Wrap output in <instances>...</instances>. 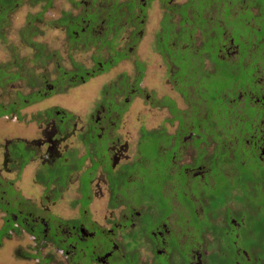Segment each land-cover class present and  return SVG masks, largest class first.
<instances>
[{"label":"flooded vegetation","instance_id":"1","mask_svg":"<svg viewBox=\"0 0 264 264\" xmlns=\"http://www.w3.org/2000/svg\"><path fill=\"white\" fill-rule=\"evenodd\" d=\"M89 1L74 2L70 0L72 11L68 12L69 19L64 24L58 25L65 34L68 52L92 51L93 53H91L90 59L92 57L94 62L89 68H82L75 64L76 62L69 55V60L75 68L72 72L62 71L61 76L63 74L64 77H67L68 74L72 76L74 83L71 85L76 82L85 83L90 78L106 73L136 52L138 43L144 37L147 28L146 12L154 0H127L122 3H117L119 0H112L113 3L108 4H102L103 0H99V4L95 0L91 2L92 4ZM173 1L168 0V4L164 6L165 13L161 19L160 29L155 34V50L159 52L165 65L166 74L171 79L167 82L180 93L185 101L190 100V107L188 111L179 109L175 99L170 96H163L159 100H155V109L159 112L166 110L168 114V117L162 121L164 125L160 126L159 133H151L161 138L156 144L160 151L159 156L169 159L163 170L166 172V176L162 184L160 205L157 206L159 209L143 203L146 201L141 202L142 200L138 197H135L140 199L138 202L132 198L128 199L125 193L129 191V188L126 190L122 188L125 184L132 183L138 175L137 172H134L137 162L148 159L143 156L142 151H138V156L132 159L134 161L129 162L127 155L129 146L127 142H120L119 136L115 134L132 97L143 98L146 96L147 101L151 100L150 94L146 95L148 92L141 85L145 76L146 64L140 59H135L137 74L133 78V82L130 83L129 78L121 74L118 78L120 86H109L106 89L104 92L107 93L106 98L96 106V111L94 110L90 114L87 124L81 126L80 129H77L79 121L73 119L74 116L65 110L51 111L53 109H47L42 114L44 117L37 118V122L40 124L41 138L35 141L38 143L39 150L43 147L45 150L44 155L40 157V168L45 170V175L42 174V177L46 179L48 171L53 170L51 173L54 178L49 184L53 187L54 194L57 195L54 200L63 198L62 192L68 189V184L78 183L77 198L71 203L73 208H78V217L73 220H63L61 218H34L35 214L33 213L26 216L18 211V201L16 200L13 213H9L11 227L17 231L18 225H20L22 232L28 234L35 249V259L39 252L38 247L42 243L40 238L48 237L51 243L56 246L57 255L63 257L65 262L62 264H79V261H74V257L80 252L81 257L84 258L87 255L86 251L90 257L89 264H216L212 257L221 244H225L226 249H229L230 245L234 246V264H258L257 258H251L252 256H249L247 251L236 247L240 240V230L246 224L245 219L251 217L249 219L250 226L255 219L253 210L250 209L247 214L243 213L241 205L234 197V200L223 199L222 204L219 202L220 207H215V213L210 215L212 212L208 211L209 213L206 214L203 209L205 203L203 187L206 186L207 190L219 191L220 186L216 185L219 179L224 181L227 178L228 180L232 178L236 182L238 179L236 186H239L241 182L248 185L251 181V175L248 180L242 176L245 173L238 174L237 178L236 175H229V168L220 169L216 165L218 163L215 161L220 160L217 153L219 154L221 148L226 146L225 142L227 146L234 143L239 147L253 148L257 160H252L249 164L242 163L243 167L250 166L249 171L252 174L264 171V0L260 2L258 0H232V2L191 0L190 4L186 3L181 8L173 5ZM114 4L118 5L122 11L120 17L114 13ZM212 5L216 7L217 17H211L205 12L206 7ZM137 6L140 15L135 13ZM224 7H227V13H225ZM175 11L177 12L174 13ZM177 13H179L180 19L179 28L176 30L175 27L178 23H174V17ZM188 14H190L189 18ZM241 14H244L245 17H239ZM256 15L261 17L255 21ZM186 17L188 19L185 23ZM34 18L40 20L38 17L34 16ZM185 26L187 27L186 35L183 29ZM234 31L236 37L233 36ZM196 41L199 42L197 48L194 47ZM241 45H244L243 49ZM30 47L42 50L43 58L40 63L50 59L51 54H46L47 48L44 44L31 42ZM102 52H105L106 56H103ZM37 53L35 52L34 56ZM221 62L223 66L234 65L235 62L244 63L247 67L245 70L247 76L246 83L243 85H239L240 81H236L232 86L230 84L222 86L220 89L217 88L214 99H208L205 89L200 94L203 91L202 86L197 85L196 100L198 103L205 102L206 107L208 105V109L211 111L212 100H222L224 103L220 105L221 108H215L216 113L233 116L232 122L235 120L233 125L235 129L231 127V131L226 133L222 128L216 137L213 135L216 140L212 141L209 135V126L194 123L196 122L195 118H204L207 112L199 115V110L192 103L190 88L194 87L192 84H197L198 80L195 78L200 77L201 74H214ZM10 66L14 72H9ZM13 66H17L16 62L0 65V85L12 79L26 80L21 76L23 70L21 69V73H18L19 70L17 71V68ZM228 74L232 75L229 71ZM27 76L29 77L26 81L31 82L32 86L35 85L34 89L31 86L30 91L24 95L18 92L17 86L12 85V89L16 88L17 92L9 103L0 102V118L16 124L20 121L21 109L31 103L32 97L36 96V101L40 102L42 99H47L45 94L54 91L55 88L49 86L46 78H34L33 74ZM58 78L61 77L58 76ZM40 82L42 88L36 85ZM182 83L185 85L180 88ZM45 88H48L47 93H44ZM34 91L36 94H33ZM109 94L114 99L123 96L122 104L115 103L111 97L108 98ZM4 97L0 96V99ZM208 102L210 103L208 104ZM99 109L103 116H99L101 113L98 111ZM240 110L248 115L243 123L239 117ZM114 115L116 116L114 117ZM241 123L248 126L243 127ZM238 124L241 127H238ZM16 125H11L8 128L10 134H15V136H17ZM166 125L172 126L171 130L174 131L170 133ZM141 131L142 136H140L139 143L142 144L144 134L148 135L149 133L146 128H142ZM70 138H75L81 144L83 149L81 155L78 153V148L69 149L66 146L65 143ZM35 141L29 143L26 138L16 137L9 146L4 143L2 149L5 160L22 168L27 161H32L37 157L33 150ZM188 144L191 149L197 151V154L192 163L179 165L180 158ZM189 154H191L190 151ZM18 158L25 161L19 162V164L16 162ZM120 162L123 164L121 165ZM62 170H66L68 173H65V176H59ZM175 174L181 176L182 180L184 178L182 184L179 180L171 181ZM167 175L172 179L168 180ZM82 177H85L83 181ZM210 179L213 184L208 182ZM168 182L169 184L173 182L178 187L173 188L172 185V188L167 189L165 187ZM101 183L106 186L104 190H101ZM49 184L47 183V185ZM193 185L195 189L185 188ZM6 188L12 191L11 194L14 192L11 185H7ZM178 191L187 198L189 197V200L194 201L191 204L193 205L192 213L195 216L193 222L188 209L190 201L187 199L189 204L184 205L178 203L176 200ZM105 192L109 197V208L107 215L102 220L103 223H100L92 217L89 218L87 213L93 196L103 197ZM223 193L224 188L217 195L222 196ZM228 193L231 196H236L240 192L238 189H232ZM163 194L169 198L170 203L162 200ZM51 195L54 197L49 187H44L42 197L48 201ZM229 202L232 203L229 204ZM42 206L45 205L42 204ZM25 207L33 208L31 203L25 204ZM44 210L48 211V208ZM206 215H208V220ZM222 217L223 221H221ZM199 222L205 228L204 230H201ZM27 224L30 227H27ZM217 226L227 227L223 233L226 237L232 236L231 242H228L224 236H214L209 230L217 228ZM196 233L199 234V239H197ZM209 235L213 236L215 251H212L213 247L210 248L211 241L207 238ZM215 239L217 240L215 241ZM145 242L150 245V249L145 252L148 260L142 258L145 255L136 246L134 253L124 252V248L128 245L138 244L141 246ZM251 246L253 243L250 242L249 247ZM219 264L223 263L219 261Z\"/></svg>","mask_w":264,"mask_h":264},{"label":"rangeland","instance_id":"2","mask_svg":"<svg viewBox=\"0 0 264 264\" xmlns=\"http://www.w3.org/2000/svg\"><path fill=\"white\" fill-rule=\"evenodd\" d=\"M15 1L13 2L14 8L5 12V19L1 24L0 34H2L3 37H0V65L4 66L11 64L12 61L16 62L17 66L13 67H16L17 71L22 69L23 71L21 76L25 77L26 80L29 77L27 76L28 74H33L34 78H46V82L49 84V86H53L55 89L54 91L47 93L46 91L48 88H45L44 93H47L45 94L47 99H42L40 102L31 100V103L27 107L22 108L20 111L21 118L20 121L16 122L17 125L5 120L4 118H0V231H2L4 227H6L5 229L7 230V232L3 234V237L1 236L0 264H62L65 262L63 257H59L57 255L55 251L56 246L51 243V240L48 239V237L45 239L40 238V242L42 243L39 245L40 247H38L39 252L37 253V259H35V249L28 234L22 232L20 225H18L19 227L17 228V231L13 230L14 228L11 227L12 222L7 220L10 216L9 213H13L16 200L18 201V211H20L21 214H25L26 216L29 215V213H33L35 214V216H33L34 218H61L63 220H73L78 217V208H73L71 205L72 201H75L77 198L76 189L78 190V183L72 182L71 184H68V189L65 188L68 191L64 190L62 192L63 198L61 200H54L57 195L56 193L54 194L53 187H51L50 184L47 185L45 183L46 180L44 181V177H42V174H44L45 170L40 168V157L44 155L45 150L44 147L39 150L37 146L38 143L35 141L40 140L39 138H41L39 129L40 124H38L37 118L44 117L42 114L47 109H53V111L65 110L74 116L73 119L79 121V124H77V129H80L81 126L87 124L90 114H92L94 110L96 111V106L106 98L107 93H104L106 89L109 86H120L118 84V78L121 74L127 76L130 80V83L133 82V78H135L137 74L134 60L140 59L141 61L145 62L146 71L141 85L147 90L148 93L146 95L150 94L151 100L147 101L146 96L143 98L132 97L130 100V105L121 117V121L119 122L118 128H116L115 134L119 136L120 142H127L129 146L127 153L129 162L134 161L132 159L135 156H138V151H142L143 156H148V159L143 160L142 162H137L135 165L134 172H137L138 175L134 178L133 182L122 186L123 190L129 188V191H126L125 194L127 195L125 196H127L128 199L132 198V200L136 202L141 199V202L146 201L143 203L149 204L150 206L159 209L157 206L160 205V194L163 189L162 184L163 181H165V178L162 177L165 175L163 170L168 164L169 159L159 156L157 150L158 145L156 146V144L161 138L154 136L151 133H159L160 126L164 125L162 121L168 117V114L166 110L159 112V110L155 109V100H159V98L163 96H170V98L175 99L177 107L184 111L189 110L190 100L185 101L180 93L175 91L172 85L167 82L170 77L166 74L164 67L165 65L163 64V60L159 52L155 50V34L160 29L161 19L165 13L164 6L165 4H168V0H163V2H161V0H154L151 3L150 9H148L146 12L147 28L145 35L138 43L136 52L132 53L129 59L118 63L115 67L108 70L104 74L86 80L85 83L79 84L76 82L74 85H71L74 83V78L72 76H61L60 72L62 69L64 72H72L74 70L75 67L71 64L69 55L72 56L73 60L76 62L75 64L82 66V68L91 67L94 61L92 60V57L90 59L92 51L75 53L72 51L68 52L67 45L65 44V34L63 30H61L56 24L62 14L68 13L70 10L72 11V3L70 0H53L52 8H49L43 13L41 12L43 2L34 4L31 3L30 0H20L19 3H15ZM73 1L77 2L80 0ZM95 1L97 4H99V0ZM125 1L127 0H119L117 3H122ZM227 1L232 2V0H225V2ZM258 1L260 2L261 0ZM89 2L92 4L91 2H93V0H90ZM186 3L190 4L191 0L173 1V5L177 6L178 8H181ZM89 7L92 8L90 5ZM224 9L225 13H227V7H224ZM176 12L177 11L174 13ZM205 12L211 15V17H217L216 7L214 5L211 7L207 6ZM261 12L262 11L260 10V13ZM135 13L140 15L138 6L135 9ZM36 15H41L40 20L34 18ZM189 15L190 14H188V18ZM239 17L243 18L245 15L241 14ZM260 17V15H256L255 21L259 20ZM179 19L180 15L177 13L174 17V23H178L175 27L176 30L179 28ZM235 31L233 32L234 37L237 36ZM30 34L32 35L30 36ZM31 42H40L41 44L45 45L47 48L46 54H51L50 59H46L47 62L40 63L34 59V54L35 52L37 53V50L30 47ZM198 45L199 42L196 41L194 43V47L197 48ZM241 48L243 49L244 45H241ZM101 54L106 56L105 52H102ZM246 68L247 67L244 63L235 62L234 65L226 64L223 66V63L221 62L220 66L218 65V70L214 74L210 75L207 73L201 74L198 78L196 77L195 79H197L198 82H196L197 84H192L194 87L190 88V92L192 95L191 98L193 99L192 103L196 106V109L199 110V115L206 114L205 112H208L209 109L208 105L206 107L205 102L198 103L196 100L198 95L196 93L198 92L196 90L198 88L197 85L199 84V86H202V90H206V96L208 99H214L213 97L216 96L215 92L217 91L215 90L217 88L220 89L222 86H229L230 84L232 86L236 81H240L238 82L239 85L245 84L246 77L244 79V76L246 75ZM228 71L231 72L232 75L228 74ZM9 72H14L12 66H10ZM58 76L61 78H58ZM26 80L18 81L12 79L3 85H0V96H5L4 98L0 99V102H3V104L10 102L11 98L17 92L16 88L14 90L12 89L13 86H17L18 92L26 95L30 91L29 81ZM16 83H18V85H16ZM185 83H182L180 88L184 87ZM36 85L39 88H42L41 82ZM193 91H195V93H193ZM202 92H204V90L201 91L200 94H202ZM110 97L111 95L109 94L108 98ZM114 100L115 103L122 104L123 96H119V98ZM209 103L210 102H208V104ZM98 111L101 112L99 116H103L102 111L100 109ZM239 115V117L242 119V122L248 117L247 114L243 113V110L239 111ZM115 116L116 115H114V117ZM230 119H233V116H231ZM230 124L231 122H229L226 126L229 128L231 127ZM11 125H16L15 133L17 136H15V134H10L11 132L8 130V128H10ZM166 127L170 133L174 131L171 130L172 126L166 125ZM142 128H146V131L149 134H144L141 144L139 142L140 136H142ZM16 137H21L22 139L26 138L27 142L29 143L31 141H35L33 144V150H35L34 153L38 158L36 157L32 161H27L22 168H19V165L10 164L9 161L7 162V160H5V156H3L4 150L2 147L4 143L9 146L10 142ZM138 143L140 145L139 149ZM65 144L69 147V149L72 147L78 148L77 150L80 155L83 153L81 144L78 143L75 138H70ZM189 151L191 154H189ZM196 154L197 151L191 149L188 144L187 148H185V152H183V155L180 158L179 165L192 163ZM22 161L24 162L25 160L18 158L16 162L19 163ZM120 164L122 165L123 162H120ZM229 169L230 170L228 173L231 176L236 175L238 178L237 175L241 174L240 168L239 171L237 168ZM246 169L250 170V166H247ZM247 170L243 169L245 173H248ZM255 175L257 179H259V175L256 173ZM84 178L85 177H82V181ZM261 178L264 179L263 173ZM178 180L182 184L184 178L182 180L181 176L175 174L174 179L171 181L177 182ZM173 182L172 184H169L168 182V185L165 188L170 189L172 188V185L173 188H177L178 186ZM208 182L213 184L211 179L208 180ZM237 183L238 179L236 182V180L232 178L231 180H228L227 178V180L224 181L219 179L216 185L220 186V191L224 187L232 188V186L236 185ZM7 185L12 186L14 190L12 194V191L6 188ZM44 187H49L51 193L54 195V197L51 195V198L48 201L42 197L44 195ZM105 187L106 186L101 183V190H104ZM185 188L195 189V186L193 185ZM203 190L205 191V203L203 204V209L205 210L206 214L209 213L208 211H211L212 213L210 215H212L215 213V207H220L219 202L222 204L224 201L220 200L219 196L217 195L219 191H211V189L207 190L206 186L203 187ZM254 191L255 195L252 197L250 195V197H248L245 206L248 209H250V207L255 209L253 211L255 219L251 226L249 218L247 220L245 219L246 224L240 230V240L238 241L236 247L240 250L247 251L249 256L257 258L258 264H264V196L258 189L254 188ZM177 195L178 197L176 200L178 203L180 202L182 205L188 203L187 199L189 197L187 198V196H184L182 192L179 191ZM229 197H232L231 194H229ZM162 200L170 203L169 198H167L164 194L162 195ZM108 201L109 197L106 192L104 193L103 197L93 196L91 201L92 203L88 208V217H92V219L103 223L102 220L108 213ZM189 201L190 206L188 205V209L191 216V221L193 222V219L195 220V216L194 213H192L193 205L191 204H193L194 201L192 199ZM27 203H31L33 208L28 209L25 207V204ZM230 203L232 202H229V204ZM42 204L45 206H42ZM46 208H48V211L44 210ZM207 216L208 215H206V219ZM223 217L221 221H223ZM232 218L234 217L232 216ZM29 224H27V227ZM199 224L201 230H204L205 228L201 222H199ZM226 228V226H217V228H212L209 230L212 231L214 236L221 237L224 236L223 230ZM196 236H198L197 239H199L198 233H196ZM207 238L209 241H211L209 245H211L210 248H212L213 243L215 244L213 236L209 235ZM224 238L227 239L228 242L232 241L231 235L228 237L224 236ZM216 240L217 239H215V241ZM250 242L253 243V246L251 247H249ZM135 246L138 247L139 250L145 255L142 256V258L144 260H148L145 252L150 249V245L147 242L142 243L141 246L138 244L128 245V247L126 246L124 248V252L134 253ZM215 250L216 246L212 248V251ZM85 253L87 254L86 257L82 258L80 252H78L74 257V261H79V264H89V254L87 251ZM212 258L216 264H219V261H221L223 264H234V246L230 245L229 249H226L225 244H221L220 248L215 251V253H213ZM237 260L239 259L237 258Z\"/></svg>","mask_w":264,"mask_h":264},{"label":"trees","instance_id":"3","mask_svg":"<svg viewBox=\"0 0 264 264\" xmlns=\"http://www.w3.org/2000/svg\"><path fill=\"white\" fill-rule=\"evenodd\" d=\"M14 1L15 0H0V30H1L2 21L5 19V12H7L8 10H12L14 8V6H13V4H14L13 2ZM19 2H20V0H16L15 1V3H19ZM30 2L34 3V4H37L39 2H43V7H42V10H41L42 13L47 11L49 8L51 9L52 8V4H53V0H30ZM108 3H113V1L112 0H107V1L103 0L102 1V4H108ZM112 6H113V4H112ZM114 8H115L114 13L116 15H118V17H120L121 14H122V11L120 10V7L118 5H116V4H114ZM36 17L40 18L41 15H36ZM68 19H69L68 13H64L62 15V18L59 19V21L56 22V24L57 25L64 24ZM187 19L188 18L186 17V19L184 20L185 23H186ZM183 29L186 30L187 27L185 26V28H183ZM185 35H186V33H185ZM0 37L1 38L3 37L2 34H0ZM36 50L38 51V53L36 54L35 59H36V61L42 62V58H43L42 50H40V49H36ZM21 71L22 70H20L18 73H21ZM62 71H63V69L60 70L61 74H62ZM2 73H3V69H2ZM245 77H246V75L244 76V78ZM29 86L30 87L32 86L31 82L29 83ZM34 87H35V85L32 86V89H34ZM33 94H36V91H34ZM31 100L32 101H36L37 100L36 96L32 97ZM223 103L224 102L222 100H215V101L212 100V102H211L212 110L207 112V114H206V116H204V118H200V119L195 118L196 122H194V123L196 125H208L209 126V135L211 136V140L212 141L216 140L214 137H216V135H218V131L219 130L224 128V131H226V133H227V132L231 131V127H233V125L235 123V120L232 122V119H230V117L228 115H222L221 113L220 114L216 113L215 108L216 107L221 108L220 105L223 104ZM51 111H53V110H51ZM203 119H204V122H203ZM229 121L231 122V124H230L231 127L230 128L225 126V125H227V122L229 123ZM242 123H241V125H243ZM241 125L238 124V127H241ZM244 126H248V125H243V127ZM233 128L235 129V127H233ZM241 131H243V128H241ZM213 135H214V137H213ZM225 145H226L225 147L223 146L221 148V150H220L221 152L219 154L217 153V157H219L220 160L219 161H215L216 163H218L216 165L220 169H223V168H225V169H228V168H237V169H239L240 168L241 169V173L244 174L245 172L243 171V169H245V170H247V169L243 167V164H249V163H251L252 160L253 161L257 160L256 159L257 156L254 153L253 148L252 149H248L247 147H245V148H243L242 146L239 147L237 144L235 145L234 143L231 146L230 145L227 146L226 142H225ZM158 154H159V151H158ZM146 157H148V156L146 155ZM78 166H80V165H78ZM52 171L53 170H49L48 173H47V178L44 179V181L46 180L45 181L46 184L47 183L49 184V183H51L53 181L52 179L54 178V175L51 173ZM247 171H248V173H245V176L244 175H242V176L244 177L245 180L246 179L248 180L250 178L249 176L251 175V181L252 182L250 181V184L246 185L245 182H241V184L239 186L237 185L238 187L236 185H233L232 188L231 187L230 188L224 187V193L222 194V196H219L220 200L230 199V198L231 199H235L236 198V200L238 201L239 205H241L240 206L241 210L245 214H247V212L250 211V209H252L251 207H250V209H248L245 205L247 203L248 197H250V195H251V197L255 195L254 188L258 189L259 191H261L262 195L264 196V179L261 178L262 173L264 174V171L255 172L256 174L259 175L258 176L259 179H257L255 173L252 174V173H250L249 170H247ZM60 172L61 173H59V176H65V173H68V171H66V170H62ZM165 174H166V172H165ZM165 176L166 175H164L162 177L165 178ZM167 179L171 180L172 177L167 175ZM232 189H238L239 192H240L239 195L229 197L230 193H228V191H230ZM221 202H223V201H221ZM252 210L254 211L255 209H252ZM253 217H255V216L253 215ZM248 218L250 219L251 217H247L246 220ZM8 221L11 222L10 219ZM5 228L6 227H4V229L2 231H0V245H1V238L3 237V234L5 232H7V230Z\"/></svg>","mask_w":264,"mask_h":264}]
</instances>
